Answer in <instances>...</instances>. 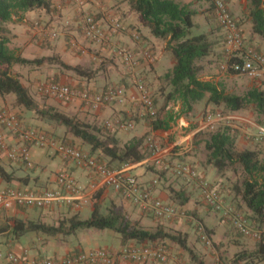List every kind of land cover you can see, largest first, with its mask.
Instances as JSON below:
<instances>
[{
  "label": "built area",
  "instance_id": "built-area-1",
  "mask_svg": "<svg viewBox=\"0 0 264 264\" xmlns=\"http://www.w3.org/2000/svg\"><path fill=\"white\" fill-rule=\"evenodd\" d=\"M79 5L77 17L63 20L62 26L49 27L36 25L41 34L49 39H57L61 35L70 34L71 28L78 31V35L70 34L68 45L72 50L85 53V41L110 52L121 64L130 71H137L143 64L153 63L156 55L153 49L144 43L143 35L132 31V38L136 47L123 46L118 43L120 36L127 30L122 18L112 8H103V12H89L83 8L82 0H75ZM215 19L224 33V54L220 61V70L233 76H244L264 84V52L251 45L240 25V21L233 14L228 0H209ZM64 30V31H63ZM138 94H128L124 88L97 90L87 86H71L65 83H39L37 91L41 95L52 97L63 103L80 101L90 110L108 108L114 104H125L131 101L139 110V117L155 119L158 108L150 89L141 78L136 79ZM204 126L201 131H215L219 125L225 123L233 127V115L221 112H206L203 116ZM254 131L245 132L246 138L254 143L264 145V125L247 121ZM105 126L113 132L133 131L135 120L130 118H113L105 122ZM13 135L18 145L12 146L5 133ZM183 145V144H182ZM149 156L141 163L123 165L110 168L77 146L70 145L64 139H57L49 131L39 127H28L17 113L6 108L0 109V149L13 161L33 167L30 151L32 147L46 149L56 148L66 163H73L78 169L89 170L93 180L88 186H83L73 176L69 169H63L57 176V187L46 189L20 190L4 186L0 180V209L38 208L50 206H67L79 209L89 203L95 193L103 188H110L117 192L124 200L139 207L142 211L158 220H182L190 218L188 212L182 208L167 203L156 195L159 178L146 183L132 171L140 165L156 166L171 173L179 179L194 183L203 201L213 211L220 213L225 222L230 224L241 235L260 240L264 235V224H255L241 210L227 202L222 186L207 179L199 169L190 162L170 161L172 154L185 155L192 146L175 144L170 149L162 148L152 137L146 143ZM177 148H179L177 150ZM198 232L207 245H212L206 227L198 223ZM12 264H116L119 260H130L135 263H146L154 260L166 263L171 253L164 244L126 246L120 251L110 249H94L63 257L32 258L28 252L17 255L9 254Z\"/></svg>",
  "mask_w": 264,
  "mask_h": 264
},
{
  "label": "crops",
  "instance_id": "crops-1",
  "mask_svg": "<svg viewBox=\"0 0 264 264\" xmlns=\"http://www.w3.org/2000/svg\"><path fill=\"white\" fill-rule=\"evenodd\" d=\"M83 1V8L85 11L89 12H96L101 13L103 12V8L106 7H115L113 10L117 12V14L124 19L123 21L127 26V30L120 36L118 43L123 46H131L136 47L137 43L132 38V31L137 30L143 35L144 43L151 47L155 53V61L152 63L150 67L153 72L149 74L150 79L154 76V73L161 77L164 74H160L158 72V68L162 65L163 67L166 65L165 62L161 59L166 53L170 52L167 49L168 40L156 38L152 35L151 31L148 27L143 25L139 19V16L134 13H130L129 5L127 2H123L120 0V5L116 7V5L111 6L108 4L106 0H82ZM175 2L188 5L192 4V9H195L196 6L201 7L198 11L196 10V15L194 16V22L199 33H206L213 37L215 31L211 29V19L209 18L210 13H212V8L210 5L209 0L206 3L209 5H204L201 0H174ZM54 10L50 13L41 12L39 13L37 18L44 19L46 22H50V24L41 22L39 20L34 21L32 25H30L29 19L32 16H36L37 12H29L26 14H20L14 16L13 21L8 23L7 27L10 31L14 34H17L15 29L20 30V34L25 37L24 42L28 40L37 41V44L40 46L43 44L44 40H48L52 43L50 47H46L41 49L46 56H49L52 52L59 54L65 63L77 66L83 65L84 62L88 61L91 62V59H97V54L110 56L111 58L113 55L108 52L107 50L102 49L96 45H92L91 43L85 41L83 43V47L86 49L85 53L75 52L70 48L68 45V41L70 39V34L74 36L78 35V31L75 28H71V33L68 34L66 31L65 34L61 36V39L58 41L51 40L41 34L36 26L38 23L40 25H47L49 27H56L61 26L63 28L62 23L64 19L67 18H75L78 14L79 5L75 2V0H52ZM205 3V4H206ZM204 6V7H202ZM209 8L207 10L206 8ZM236 11V10H235ZM236 14L239 16L241 13L236 11ZM235 15V14H234ZM238 18V17H236ZM18 20V21H16ZM239 20V18H238ZM250 22L245 25V29L248 30L252 35V20L249 19ZM240 21V20H239ZM200 22V25L198 24ZM202 23V24H201ZM241 24V23H240ZM22 27H21V26ZM208 26L207 29H205ZM243 31H245L244 27L241 26ZM12 28V29H11ZM64 31V30H63ZM223 39L224 33L222 30ZM254 34V33H253ZM30 35V37H29ZM79 36V35H78ZM246 36V34H245ZM254 43H259L263 40L260 36L254 34ZM19 40H21L19 38ZM255 46V45H254ZM40 46L39 48H41ZM256 47V46H255ZM49 48H52L51 51ZM55 48V49H54ZM258 49V47H256ZM54 49V50H53ZM224 50V48H223ZM262 51L261 49H258ZM219 52V55L224 54L222 51H217V47L214 46L213 52L211 55H216ZM264 52V51H262ZM218 55V56H219ZM162 56V57H161ZM26 57V56H24ZM161 57V58H160ZM209 56V60H210ZM29 58V57H26ZM34 59V58H30ZM173 59V56H172ZM119 64L121 62L116 59ZM172 64L174 66L175 61L172 60ZM148 64H143L140 68L142 70H146ZM108 67H112V63L110 62ZM121 66H123L121 64ZM172 66V68H173ZM124 67V66H123ZM171 68V69H172ZM210 65L206 69L209 73H205L204 76H200L201 80L212 81L216 84L223 85V79L226 77H237L233 75H220L219 77L215 78L212 75L214 74L213 70H210ZM140 70V69H139ZM148 70V69H147ZM170 70V69H169ZM168 70V71H169ZM167 71V72H168ZM150 72V71H149ZM208 76V77H207ZM100 76L98 74H94L93 77H83L80 75L73 76H63L61 82L71 85V86H87L89 88L97 89V86L104 85L110 83L108 79L102 78L100 80ZM123 80L127 83L129 87L130 77L125 79L123 76ZM25 87L29 88V85L21 80ZM123 81L122 84L125 83ZM224 89V87H222ZM128 94H138V90L134 83H130V87L126 90ZM58 101V100H57ZM174 102V101H171ZM171 102L168 103L167 111L170 113H166L170 116H173V120L169 121V129L168 130H154L151 126V122L147 117H139L136 115V106L131 102L128 101L125 104H114L108 108L100 109V110H90L85 105L81 104L80 101H75L71 103H63L58 101L55 105L59 111L77 118L78 120L88 123L92 125L98 132L103 135L111 134L116 135L117 138L120 140L121 145L128 143L134 137H142L144 135H148L156 139L157 143L162 145L164 149H170L175 144H181V147L185 146L188 147L190 143L192 146L188 150H194L195 148V141L197 138V134L199 133V129L204 126V119L203 116L201 117L200 114L196 112L199 108L194 106V109L190 113H172L169 111L171 109ZM202 103V102H200ZM205 107H210L211 104H207L205 100ZM52 104V103H48ZM6 108L11 111H14L19 115V117L24 121L25 125L28 127H39V128H47L50 131H56L60 134H64L67 138H70L72 142L76 145H79L81 149L85 151H91V147L82 141L79 138L73 137L71 134L66 133L64 127L57 125L54 122L44 121L37 118L34 112L20 108L15 105V98L14 96H6L3 97L0 95V109ZM174 109V107H173ZM161 110V109H160ZM172 110V109H171ZM182 110V108H181ZM126 112V113H123ZM175 112L178 111V107H176ZM133 117L135 120L136 127L133 131H118L113 132L105 126V122L109 119L113 118H130ZM166 117V116H164ZM46 130V129H45ZM254 131V129H253ZM8 138V142L12 146L18 145L17 139L13 137V135L9 133H5ZM183 144V145H182ZM199 144L196 143V152L199 150ZM75 146V145H74ZM78 147V146H77ZM179 148H177L178 150ZM186 152L185 155L188 153ZM195 152V153H196ZM31 153V151H30ZM44 151L40 149L34 150L32 153L33 158L36 160V156L41 157L44 155ZM200 153V152H199ZM93 155L99 157L104 163L109 164V159L104 155H100L99 153H93ZM185 155H178L172 154L170 161L172 163H176L178 161H182ZM49 156V155H48ZM188 161L182 162H190L194 164L199 171L208 179L210 178L208 174H210V169L205 170L201 168L202 162L204 159L196 158V156L191 157L190 155L186 156ZM190 160V161H189ZM194 160V161H192ZM42 163V166H39ZM46 161H39L33 162V167H28L25 164H22L17 161H13L9 159L6 153L0 149V166L5 169L9 174H11L14 179L10 181H5L3 178L0 177L4 186L13 187L15 189L20 190H29V189H46V188H55L57 187V176L61 169L54 174L50 172L52 168L51 165L45 164ZM206 166L210 168V165L207 164V161L204 162ZM203 163V164H204ZM112 166H116L115 164ZM212 167V166H211ZM69 169L73 176L79 181V183L83 186H88L90 182L93 180V175L89 170L78 169L74 167V165H70L66 163L64 169ZM214 168V167H213ZM215 169V168H214ZM135 172L142 176V179L149 180L156 176L153 171L149 170L146 167H137ZM167 178L173 176L171 173L166 174ZM160 176V184L157 188L156 195L162 199L163 201L176 205L186 212H188L189 217L187 219L182 220H158L152 215L142 211L139 207L132 205L131 203L124 200L117 192L110 188H103L97 193H95L92 197V200L80 207L79 209H74L72 207L67 206H50L43 209L38 208H15L10 210H3L0 209V264H5L2 262V248L6 247L9 249L10 253H15L17 255L23 254L25 251L29 253L30 257L32 258H49V257H63L73 253H79L83 251H90L94 249L106 248L113 251H120L126 246H142V245H149L151 243L144 242V243H137L135 241L128 242L127 244H122L121 239L117 233H109L108 230H99V229H81L78 230L76 233L71 235L65 234H57L55 236H50L44 233H37V232H29L24 236L20 237L19 239H15L12 234L11 228L8 230L5 227L12 226L13 218L23 219V220H30V221H44L48 225H56L58 226L63 221H67L71 217L78 215L81 219L86 220L89 219L94 211L95 205L97 204L103 213H108L110 210H120L123 213L129 215V217L137 223L139 226L150 230V231H157L162 230L166 233L172 235H182L187 239L188 250L182 248L177 242L171 239H165L162 241L164 245L169 249L171 253V258L168 263H159L154 260H149L146 263H135L130 260H119L116 264H196V261L199 259L203 261L205 264H222L220 262V257L223 255L224 249L222 248L221 242H227L228 245L231 246L232 249L234 248H247L245 244H248L249 240L245 238H238L233 237L236 236L234 230L232 228H228V230H221L218 226V222H220V218H218V213L214 212L211 208H209L206 203L203 201L200 191L198 193L193 192L194 183L186 182L184 179H181V183L174 182V180H168L165 177ZM211 179V178H210ZM209 179V180H210ZM212 181V179H211ZM197 187V186H196ZM198 188V187H197ZM185 191L189 194V200L184 205L180 204L179 201L175 200L171 196V191ZM199 190V189H198ZM220 215V214H219ZM194 221L201 222L205 224L208 236L212 241L211 247L206 246L203 247L201 243L197 241V231ZM225 222L224 220H222ZM193 232L196 234V238L192 236ZM106 234L111 235L110 237L113 240H116L117 243L120 245L117 246L113 242L111 246L105 244L102 246L99 242L101 237H104ZM234 239L239 240L233 241ZM193 256L191 255V253ZM8 254V256H9ZM194 257V258H193ZM8 264H12L8 257ZM240 264H243L241 262ZM264 264V263H262Z\"/></svg>",
  "mask_w": 264,
  "mask_h": 264
},
{
  "label": "trees",
  "instance_id": "trees-1",
  "mask_svg": "<svg viewBox=\"0 0 264 264\" xmlns=\"http://www.w3.org/2000/svg\"><path fill=\"white\" fill-rule=\"evenodd\" d=\"M122 1L128 3L130 13L137 14L141 23L149 28L154 37L168 40L167 49L175 61L173 68L159 77L170 90L166 94L165 104L158 112V116L155 119H149L154 130L169 129V121L174 118L166 114L170 113L167 111V106L171 101L178 100L182 104L181 113L192 112L196 104L205 100L207 104L222 108L221 113L224 115L252 109L258 119V124L264 125L263 89L252 88L243 95L227 94L222 88L223 85L200 79L202 67L198 62L211 56L214 43L209 40L206 33L194 34L196 11L192 9V4L182 5L174 0ZM249 1L252 32L264 39V0ZM53 10L52 0H0V95L14 96L16 106L34 112L40 120L54 122L64 127L66 133L81 139L91 147V151H88L91 155L99 153L107 157L109 164H105L110 168L143 162L149 156L146 143L151 138L150 136L134 137L128 143L121 145L116 135H101L92 125L71 117L54 106L47 107L38 104L31 90L24 86L17 75L13 74L12 68L16 65L39 68L46 64L60 65L76 75L88 78L96 74L95 71L85 69L81 65L73 66L65 63L59 55L30 59L16 54L10 48L11 31L7 25L13 21L14 16L29 12L50 13ZM201 135L207 136L204 149L207 152L208 165L221 172L229 168H241L244 179L241 184L234 187L235 195L248 210L249 216L247 217L255 224H264V151L260 147L238 150V134L225 123L219 125L215 131L199 132L196 138ZM97 159L104 163L99 157ZM114 164L116 166H112ZM139 167H146L148 171H153L158 175L156 177L159 180L160 176L168 174L167 171L153 165H140ZM132 172L136 173L135 169ZM0 177L5 181L15 178L1 166ZM156 177L149 180L143 179V181L149 183ZM171 196L182 205L189 200V194L185 191L172 190ZM12 222L13 225L5 229L11 228L15 239L29 232L55 236L60 233L71 235L81 229L95 228L115 231L122 244L135 241L156 245L163 244L162 241L168 238L188 250L187 239L182 235H172L159 229L157 231L147 230L122 211L113 209L108 213H103L97 204L89 219L83 220L75 215L58 226L48 225L40 220L30 221L18 218H13ZM254 240L257 241L256 248L253 251L245 250L238 253L236 261L243 262V264L264 263V235L260 240ZM191 255L193 256L192 253ZM196 264L205 263L198 259Z\"/></svg>",
  "mask_w": 264,
  "mask_h": 264
},
{
  "label": "rangeland",
  "instance_id": "rangeland-1",
  "mask_svg": "<svg viewBox=\"0 0 264 264\" xmlns=\"http://www.w3.org/2000/svg\"><path fill=\"white\" fill-rule=\"evenodd\" d=\"M106 1L111 6L116 5V7H117L120 5V0H106ZM228 1L230 3V7H231L233 14H235V16L239 18L240 23H241L240 25L243 26L245 29V25L250 22L249 19L251 18V16H250V10H251L250 1L249 0H228ZM201 2L204 3V5H207V6L209 5L208 3H206L208 1L201 0ZM202 7H204V6H202ZM111 8L114 9L115 7H111ZM200 8L201 7L196 6L194 10L198 11ZM206 9L209 10L208 7ZM235 10L240 12L241 14L238 16L236 14ZM38 14L39 13H36V16H32V18L29 19L30 25H32L34 23V21H37V20L50 24V22H46L44 19L37 18L39 16ZM209 18L211 19V24H212L211 29L215 31L213 37L211 35H208L209 40L214 43L215 47H217V51L223 52L224 39H223L222 29L218 25V23L215 19L214 13H210ZM122 20L125 21L124 19H122ZM16 21H18V20H16ZM198 24L200 25V22ZM207 28H208V26L205 29H207ZM15 31L17 34H14L11 31L10 48L16 54L26 56L29 58L46 57V54H44L41 49L46 48V47H50L52 45L51 42H49L48 40H44L43 44L40 45L42 47L39 48L40 46L37 44V41H32V39H31V41L28 40L27 42H24L25 37H23V35L20 34V30L15 29ZM193 32H194V34L199 33L197 29H194ZM244 33L246 34V38L251 45H253V46L255 45L256 47H258V49H261L262 51H264V39L263 38H261L263 40L260 41V44L259 43L256 44V43H254L255 42L254 34L252 33V35H250V36L248 35V34H250L249 29L248 30L245 29ZM61 36L57 39H54V41L60 40ZM29 37H30V35H29ZM19 38L21 40H19ZM51 49L52 48H49L50 51H51ZM51 55H59V54L52 52L49 56H51ZM218 55H219V52L216 55H211L210 60H209V58H206V59H203V60L198 62L199 66L202 67V70H201L199 76H201V75L204 76L206 72L209 73V71L206 70L209 67V65L211 68L210 70L214 71L213 72L214 74H208L209 76L212 75V77L217 78L222 74L227 75L220 70V61L223 57V54H221L219 56ZM97 56H98L97 59H91V62L86 61V62H84L83 65H81L85 69L95 71L96 74H98V77L99 76L101 77L100 80H103L102 78L105 77V79H108L110 81V83H108V84L97 86L98 87L97 90H105V89H110V88H112V89L124 88L127 90V88L130 87V83L131 84L134 83L136 86V89L138 90L136 79L141 78L143 80V82L145 83V85L152 92L153 97L156 100L158 112L160 111L162 106H164V104H165V97H166L167 92L170 90V88L168 87V85H166V83L164 81L160 80L159 77L155 73H154V76L150 79L149 74L151 72H153L150 68L152 66V63L146 65V66H148L147 67L148 70L146 69V70L141 71L142 68H140V70L138 69L137 71L132 72L129 69L121 66V64H119V62L116 60L117 58H115V57L111 58L110 56H104V55H100V54H97ZM60 58L62 59V61H64L61 56H60ZM161 59L163 60V62H165L166 65L164 67L161 65L158 68V72L160 74H164L169 69H171L173 66V64H172L173 59H172L171 52L166 53ZM110 62L113 65L111 68L108 66H105V65H108ZM12 72H13V74L17 75L21 80H23L25 83H27L29 85V89L31 90V92H32L35 100L37 101V103L40 105H43V106H47V107L55 105V103H57L58 101L52 97L41 95L37 91V87H38L39 83H44V82L62 83L61 80H62L63 76H68V77L73 76L74 77L76 75L73 71H68L60 65L51 66L50 64H46V65L39 67V68L33 67V66L16 65L12 68ZM123 76H125V79H127V77H130L129 87H128L127 83L125 82V80H123ZM123 81L125 82L124 84H122ZM223 83H224L223 84L224 91L227 94L243 95L252 88H260V89L264 90V84H261L255 80H253V79H250V78H247L244 76H237V77H231V78L226 77L225 79H223ZM48 103H52V104H48ZM205 104H206L205 101H203L202 103L196 104L197 109L200 107L199 110H196V112L198 111L197 113L200 114L201 117L204 116V113H206V112H212V113L223 112L222 108L215 107L212 104L208 108V107H205ZM173 107H174V109H173ZM176 107H178L179 112H175ZM181 108H182L181 101L178 100V101L171 102V109L172 110L170 109L169 111H171L172 113H180L182 111ZM123 113H126V112H123ZM135 113H139V110H136ZM231 115H233L237 118V119L232 120V122H231L233 125L232 130L238 134L237 149L238 150L257 149L258 147H260L264 151V145L251 142L246 138L245 132L251 133L253 131V128L248 126L247 121L258 124V119H257L254 111L252 109H246V110H242V111L233 113ZM45 129L47 131H49L50 133H52L57 139H64L65 141H67L70 144L81 147L79 145H76L74 142H72L70 140V138H67L65 136V133L64 134L62 133L59 135V132L57 133L56 131H50L47 128H45ZM101 135H103V134H101ZM206 139H207L206 135H201L196 140H194L195 141L194 142L195 143L194 150H191L190 152H188L185 155V157L183 159H180V160L188 161L186 156L190 155L191 157L196 156V158H198V160L202 158V159H204V162L207 161V152L204 149V146H205L204 142ZM155 141H156V139H155ZM196 143L199 144L198 145L199 150H197V152H196ZM160 146L162 147V145H160ZM36 149H37V147H32V149H31L30 154H31L32 162L46 161L45 164L51 165L52 168L50 169V172L54 173V174L58 171V169L63 170L65 168L66 162L62 158V156L56 152V148H54V147H49L46 149L38 148V149L44 151L45 153L41 157L36 156V160H35V158H33L32 153ZM192 161H194V160H192ZM204 162H202L201 168H204L205 170L210 169V174H208V176L212 179V181L214 183L220 184L222 186V189H223V192H224L225 197L227 199V202L230 203L231 205L237 207L246 216H249L248 210L245 208V206L242 205L239 198L235 195V188L234 187L237 184H241V182L244 179V174L242 173L241 168H239V167L235 168L234 167V168L226 169V170L221 172V171H217L216 169H214L211 166L209 168L208 166L205 165ZM39 164H40L39 166H42V163H39ZM70 165H74V164L70 163ZM165 178L168 180L172 179V180H174V182L178 181L177 183H179V184L181 183V181H180L181 179L176 178L175 176H171L170 178H167V176H166ZM210 178H208V179H210ZM194 188H196V189H193V192L198 193L199 192L198 188L196 186H194ZM219 214L220 213H218V215H217L218 218H220L219 219L220 222H218V226L221 230H228V228L230 227V228H232V230H234V233H236V236H233V237L245 238V239L249 240L248 241L249 243L245 244V246L247 247L246 249L245 248H240V249L234 248V249H232L231 246L228 245L227 242H221L222 248L224 249V252H223V255L220 257V262L222 264H240V262L236 261V258H237L236 255L242 251H245V250L253 251L256 248L257 241L254 239H250L248 237H244L243 235H240L230 224L223 222L222 220H224V219L222 218L221 214L220 215ZM194 223H195L196 231H197V241L199 243H201V245L203 247H206V246L211 247V245H207L206 242L202 240L201 234L198 232V223H200V222L194 221ZM108 231H109V233L114 232L113 230H108ZM114 233H116V232H114ZM110 236L111 235L106 234L104 237H101L102 239H99L100 244L102 246H104L105 244H107L108 246H111V244L114 242L115 245L119 246L120 244L117 243L116 240H113ZM192 236L194 238H196V234L194 232H193ZM233 241L239 242V240H236V239H234ZM103 249H106V248H103ZM9 252L10 251L8 248H6V247L2 248L1 259H2V262L5 264L9 263V261H8ZM166 263H168V262H166Z\"/></svg>",
  "mask_w": 264,
  "mask_h": 264
}]
</instances>
